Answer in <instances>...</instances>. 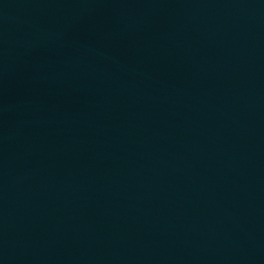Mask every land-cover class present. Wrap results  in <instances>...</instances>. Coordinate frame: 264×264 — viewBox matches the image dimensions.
<instances>
[{"label": "water", "instance_id": "95a60500", "mask_svg": "<svg viewBox=\"0 0 264 264\" xmlns=\"http://www.w3.org/2000/svg\"><path fill=\"white\" fill-rule=\"evenodd\" d=\"M0 264H264V0H0Z\"/></svg>", "mask_w": 264, "mask_h": 264}]
</instances>
